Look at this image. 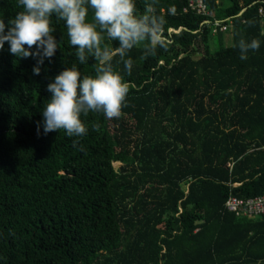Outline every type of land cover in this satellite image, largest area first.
Here are the masks:
<instances>
[{
	"label": "trees",
	"instance_id": "16d2710c",
	"mask_svg": "<svg viewBox=\"0 0 264 264\" xmlns=\"http://www.w3.org/2000/svg\"><path fill=\"white\" fill-rule=\"evenodd\" d=\"M145 2L135 0L138 14ZM147 2L168 46L147 58L132 49L131 74L113 59L127 106L119 118L82 115V137L42 126L57 74L95 75L65 23L51 17L58 47L39 75L38 57L0 49V264H264V212L224 206L264 193V0H202L205 13L190 0ZM22 10L0 0L6 26ZM215 19L231 26L213 31ZM241 39L260 41L243 60Z\"/></svg>",
	"mask_w": 264,
	"mask_h": 264
},
{
	"label": "clouds",
	"instance_id": "9594fccd",
	"mask_svg": "<svg viewBox=\"0 0 264 264\" xmlns=\"http://www.w3.org/2000/svg\"><path fill=\"white\" fill-rule=\"evenodd\" d=\"M19 11L5 22L0 19V49L5 42L16 57L37 58L33 74H40L45 58H51L57 49L52 33L51 17L63 21L69 43L76 49L80 64L96 61L94 76H81L75 65L65 68L47 85L51 97L42 109L44 133L63 130L68 137H82L88 129L81 120L90 112L102 113L106 118H119L126 107L129 84L113 68V59L119 58L128 74L133 61L129 52L140 47L142 58L155 56L157 48H166L165 20L155 14L152 3L145 2L143 13H137L135 0H17ZM91 9L92 19H88ZM7 27V31H5ZM117 42L109 47L105 40ZM27 46V48L25 47ZM35 46V51H29ZM240 58L247 59L249 51H256L260 41L239 40L236 45ZM99 131V125L93 124ZM40 124L37 125L39 133ZM79 144L73 141V147ZM84 151L83 146L78 148Z\"/></svg>",
	"mask_w": 264,
	"mask_h": 264
},
{
	"label": "built area",
	"instance_id": "2783aa9c",
	"mask_svg": "<svg viewBox=\"0 0 264 264\" xmlns=\"http://www.w3.org/2000/svg\"><path fill=\"white\" fill-rule=\"evenodd\" d=\"M189 5L191 8L196 9L197 12H206L202 0H190ZM258 12L264 15L262 5H259ZM222 21L223 20L215 19L212 22V30L216 31L219 29L221 31H226L227 27L231 26L230 23H222ZM224 206L226 210L232 212L236 217H254L264 212V193L246 199L228 195L224 201Z\"/></svg>",
	"mask_w": 264,
	"mask_h": 264
},
{
	"label": "rangeland",
	"instance_id": "374dc122",
	"mask_svg": "<svg viewBox=\"0 0 264 264\" xmlns=\"http://www.w3.org/2000/svg\"><path fill=\"white\" fill-rule=\"evenodd\" d=\"M224 35H225V37H224V42H225V44H232V36H231V34L230 33H224ZM121 162L120 161H113V166L116 168V169H120V167H121ZM181 184L183 185V186H186V184H187V182L186 181H183V182H181Z\"/></svg>",
	"mask_w": 264,
	"mask_h": 264
}]
</instances>
